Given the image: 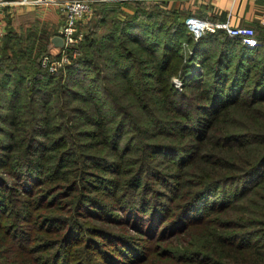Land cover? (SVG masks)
Wrapping results in <instances>:
<instances>
[{"label": "trees", "instance_id": "1", "mask_svg": "<svg viewBox=\"0 0 264 264\" xmlns=\"http://www.w3.org/2000/svg\"><path fill=\"white\" fill-rule=\"evenodd\" d=\"M130 2L133 11L125 16L105 3L94 9L79 55L60 73L41 63L46 52L61 49L51 34L20 23L6 29L0 43V264L37 263H31L33 252L58 244V238L33 236L37 221L70 242L87 229L76 217H84L82 209L91 208L92 216L108 212L98 206L113 208L98 199L92 180L107 185L112 200L122 203V219L146 233L168 221L176 232L205 229L204 248L177 260L264 264V43L246 46L224 29L195 39L187 13L166 0ZM148 177L169 190H156L169 204L150 195ZM58 198H69L63 207L74 203L70 219L33 211ZM35 238L47 243L28 245ZM62 254L56 249L52 264H71L66 259L74 260L73 253Z\"/></svg>", "mask_w": 264, "mask_h": 264}, {"label": "rangeland", "instance_id": "2", "mask_svg": "<svg viewBox=\"0 0 264 264\" xmlns=\"http://www.w3.org/2000/svg\"><path fill=\"white\" fill-rule=\"evenodd\" d=\"M79 44L80 42L77 43L78 49ZM78 53L80 52H76L75 56L79 55ZM47 54L50 55L53 60L57 61L60 58L61 51L59 49L58 51L56 50L52 53L46 52L44 55ZM43 56H41V60ZM71 60L72 58H70V60L65 63H57V72L60 73L63 70L66 71V66L71 62ZM172 79L177 87L182 88L181 79H177L175 76ZM128 128L129 125L125 124V130H127ZM54 135L55 134L53 133L52 136ZM95 169L100 173L107 175L106 177H110L112 175L109 170L97 168ZM95 181L97 185L93 184L94 180H92V182L90 183L95 187L99 188L95 192L98 195V199H100L104 203H113V208H106L101 205L97 207L98 212L99 210L107 209L108 212L106 214L105 212H100L99 214H96L94 211L95 215L87 216L88 213L86 212L93 211L91 210V208H89L88 211L82 209L84 217L75 214L77 218H82L87 229L80 235L79 233L82 231H79L71 239L70 242H66L63 238H60L63 231L58 233H51L49 232V230H42V228L39 226L40 222L37 221L36 226L33 228L34 237H37L40 234L43 237L58 238L59 242L55 247L52 246V248H49L46 251L33 252L31 254V263H34L33 259L36 258L35 262L37 263L34 264H52L53 253L56 249H59L63 253L62 256H67L69 251L73 253L74 260H71V257L66 259L70 260L71 264H188V261H182L177 259H179V256L182 253H185L188 250H201V248H204L202 237L206 234V232H204L205 229L203 228L201 230L199 228H196V226H191L185 231L179 230L176 232L174 231V228L169 225L170 221H168L163 225L157 223L154 226V229H152V232L151 230H149L146 233V229L142 230L141 228H139V226H136V223H131L129 222V220L122 219V216H124L125 213L120 208H117L121 207L122 203L118 201L114 202L112 200V196L110 194L111 191L108 190L109 188L107 185L103 186L100 180ZM145 181H148V184L155 191V193L151 192L150 195L153 194L154 198L159 199L168 204L170 203V200H168L169 196H161L159 194H156V190L160 189L162 191H167V193L170 195L169 190H167L164 186H162L152 177L146 178ZM124 187L125 186H123V191ZM68 200L69 198H58L55 200L56 204H54V206H47V208L45 209H33V211L45 212L51 210L53 211V214H58L61 217L70 219V217H72L74 214V209L72 208L74 206V203H67L66 207H63L64 204L68 202ZM48 202L49 199L47 201V204H51ZM221 215L223 217L225 214ZM84 218L86 220H84ZM23 223L27 226L30 225L31 222L24 221ZM42 224V227L46 226L45 223ZM191 225H196V222L191 223ZM211 227L212 226H208V228ZM95 229H102L105 231V234H101ZM221 229H223L222 231L228 232L226 228ZM106 233H111L112 236L107 239L109 235H106ZM114 235H120L122 238L117 239V237H114ZM113 237L116 239L113 240ZM58 239H55V242L58 241ZM36 242H42L44 244L47 243L45 238L41 240L35 238V240L28 242V245H34V243ZM36 248V246L33 247V249ZM176 256H178V258H176ZM223 261L231 260H229V258H224Z\"/></svg>", "mask_w": 264, "mask_h": 264}, {"label": "crops", "instance_id": "3", "mask_svg": "<svg viewBox=\"0 0 264 264\" xmlns=\"http://www.w3.org/2000/svg\"><path fill=\"white\" fill-rule=\"evenodd\" d=\"M169 6H175L178 10L185 11L187 16L197 14L208 17L214 21L229 20L232 25L253 26L262 40L264 38V0H166ZM100 3V4H99ZM102 3L109 7H120L119 15L125 16L133 11L130 0H97L94 9H99ZM99 13L100 11H96ZM94 14V10H93ZM80 21L82 31L93 17ZM186 16V18H187ZM185 18V19H186ZM0 21L7 29L16 23L24 25H36L39 32L44 35L54 36L63 23V13L57 6H31L15 4L13 1L0 11ZM263 45V44H262ZM260 45V46H262Z\"/></svg>", "mask_w": 264, "mask_h": 264}, {"label": "built area", "instance_id": "4", "mask_svg": "<svg viewBox=\"0 0 264 264\" xmlns=\"http://www.w3.org/2000/svg\"><path fill=\"white\" fill-rule=\"evenodd\" d=\"M13 1L15 4L31 5V6H57L63 13V23L59 27L57 34L61 35L64 40V45L59 46L61 49L60 58L55 61L50 55H44L41 63L51 72L58 71L57 63L67 62L71 55L75 56L77 43L83 39L84 32L79 26L81 20L91 17L94 10V4L97 0H0V11ZM188 32L195 39L200 38L205 32H215L218 29H224L228 35L238 38L243 44L249 47H257L262 45V40L258 37L257 31L250 25H232L227 19L225 21H214L208 17L197 14H190L185 19ZM6 33L5 25L0 21V43ZM185 51L192 49L188 42H183ZM191 49V50H190ZM179 79V77H176Z\"/></svg>", "mask_w": 264, "mask_h": 264}, {"label": "water", "instance_id": "5", "mask_svg": "<svg viewBox=\"0 0 264 264\" xmlns=\"http://www.w3.org/2000/svg\"><path fill=\"white\" fill-rule=\"evenodd\" d=\"M52 41L55 45L57 46H63L64 45V40H63V37L59 34H55L53 37H52Z\"/></svg>", "mask_w": 264, "mask_h": 264}]
</instances>
